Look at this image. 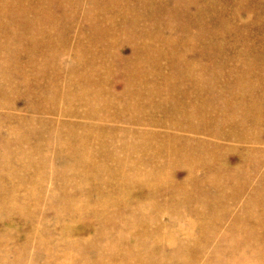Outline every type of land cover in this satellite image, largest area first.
<instances>
[{"label": "rangeland", "instance_id": "1", "mask_svg": "<svg viewBox=\"0 0 264 264\" xmlns=\"http://www.w3.org/2000/svg\"><path fill=\"white\" fill-rule=\"evenodd\" d=\"M0 264H264V0H0Z\"/></svg>", "mask_w": 264, "mask_h": 264}, {"label": "bare ground", "instance_id": "2", "mask_svg": "<svg viewBox=\"0 0 264 264\" xmlns=\"http://www.w3.org/2000/svg\"><path fill=\"white\" fill-rule=\"evenodd\" d=\"M251 203H253V202H251ZM254 204V203H253ZM252 240V239H251ZM253 241V240H252Z\"/></svg>", "mask_w": 264, "mask_h": 264}]
</instances>
